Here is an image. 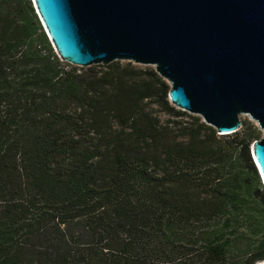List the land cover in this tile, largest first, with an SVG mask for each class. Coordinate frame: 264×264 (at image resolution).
Wrapping results in <instances>:
<instances>
[{
    "label": "trees",
    "instance_id": "trees-1",
    "mask_svg": "<svg viewBox=\"0 0 264 264\" xmlns=\"http://www.w3.org/2000/svg\"><path fill=\"white\" fill-rule=\"evenodd\" d=\"M66 65L32 0H0V264L264 260L254 130L163 122L151 66Z\"/></svg>",
    "mask_w": 264,
    "mask_h": 264
},
{
    "label": "water",
    "instance_id": "water-1",
    "mask_svg": "<svg viewBox=\"0 0 264 264\" xmlns=\"http://www.w3.org/2000/svg\"><path fill=\"white\" fill-rule=\"evenodd\" d=\"M32 2L63 62L151 66L174 107L222 136L242 116L256 122L263 136L251 154L264 184V0Z\"/></svg>",
    "mask_w": 264,
    "mask_h": 264
},
{
    "label": "rangeland",
    "instance_id": "rangeland-1",
    "mask_svg": "<svg viewBox=\"0 0 264 264\" xmlns=\"http://www.w3.org/2000/svg\"><path fill=\"white\" fill-rule=\"evenodd\" d=\"M54 52H55V50H54ZM64 63L67 64L66 66L68 68L73 67V68H76L78 70H83V69L84 70H87L88 68H90V67H80V66H76V65H73V64H70V63H67V62H64ZM94 66H99V65H94ZM139 66H141V65H139ZM91 67H93V66H91ZM144 68H145V66H144ZM175 108H176L175 110H177L178 112L182 113V115H179V116L178 115L170 116V115H168L166 113L160 112L159 113V116H160L161 120L163 122H166L168 120H173V121H178V122H190V121H192L193 118H199V116H197V115L190 114V113L185 112V111H183V110H181V109H179L177 107H175ZM241 119H242V122H243V126H244V124H246V126L248 128H251L252 131L254 130L257 133L258 137L256 138L255 141L260 140L262 138V136H263V132L259 129V127L256 124V122L252 121L248 116H242Z\"/></svg>",
    "mask_w": 264,
    "mask_h": 264
}]
</instances>
